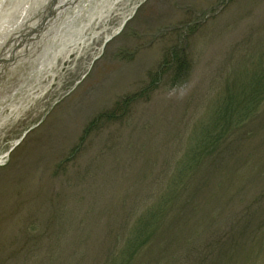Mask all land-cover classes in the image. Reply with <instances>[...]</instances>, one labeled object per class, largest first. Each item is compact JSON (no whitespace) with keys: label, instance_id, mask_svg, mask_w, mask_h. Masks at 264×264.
Wrapping results in <instances>:
<instances>
[{"label":"rangeland","instance_id":"obj_1","mask_svg":"<svg viewBox=\"0 0 264 264\" xmlns=\"http://www.w3.org/2000/svg\"><path fill=\"white\" fill-rule=\"evenodd\" d=\"M21 1L24 10L33 0ZM36 1L22 22L47 16L38 12L52 0ZM77 1L63 36L100 0ZM84 34L90 43L38 82L24 58L4 68L0 264H104L102 228L114 225L116 246L120 226L132 228L169 186L227 92L239 101L264 70V0H122ZM181 51L188 70L174 85L173 64L160 68ZM158 72L169 74L148 93ZM15 79L22 86L4 94ZM190 177L163 234L130 264H264V105ZM187 201L199 212L180 221ZM234 235L243 247H232Z\"/></svg>","mask_w":264,"mask_h":264},{"label":"trees","instance_id":"obj_2","mask_svg":"<svg viewBox=\"0 0 264 264\" xmlns=\"http://www.w3.org/2000/svg\"><path fill=\"white\" fill-rule=\"evenodd\" d=\"M173 54L171 60L166 62L168 66L161 65L160 71H162L163 68L165 71H168L165 68L173 64L170 66L174 73L173 78H178L173 81L175 85V82L181 79L188 70V62L183 51ZM256 72L257 74L253 76V80L246 84L249 90L239 94L241 97L239 101H237V97L234 96L235 94L232 95L230 91L227 92L229 97L225 101V104L217 107V111L213 115L214 117L211 119V122H209L210 124L203 129L201 128L202 130L199 134L197 133V137L201 142L192 145L188 149L185 155L186 157L179 162L175 176L170 180L169 186L165 188L164 192L160 193L155 203L146 208V210L137 217L134 224L131 223L133 224L132 228L127 227L123 229L122 225L120 226L121 233L117 235L116 246L110 245L109 243L113 241L112 233L114 225L112 223H107L108 226L102 228V236L101 238L100 236L97 238L96 244H99L101 248H107L110 253L106 257L104 264H130L141 250L155 241L158 235L163 234V223L175 212V203L178 200L176 197H179L180 192L187 189L186 183L192 180L190 175L193 173L195 174L202 168L204 169L209 161L213 160L225 146L226 139L241 130L253 119L258 110L264 105V70L260 72L258 68ZM168 74L169 73L166 75L159 72L155 73V80L148 88V93L154 90V88H152L153 83H157L162 75L167 76ZM235 102L237 104H235ZM233 104H235V106ZM116 115V112L109 113L108 119L112 120ZM98 120L101 121L102 118H98ZM202 182L203 180L198 183L201 187V191H203ZM186 197L187 199L190 198L188 196ZM189 205H191L190 201L183 203L182 209L178 215V220H184L185 217L189 215L192 208H194L193 212H199L197 209H200V207H195L197 204H192L194 207ZM105 230L111 231L106 234ZM254 233H257V231H254ZM219 240L221 239H217L216 241ZM244 240L245 238L242 235L232 236V247H243ZM61 250V258L63 257V259H65L67 254H69V250L67 246H62ZM59 258L55 257V259L51 260H59ZM36 264H45V261L38 260Z\"/></svg>","mask_w":264,"mask_h":264},{"label":"bare ground","instance_id":"obj_3","mask_svg":"<svg viewBox=\"0 0 264 264\" xmlns=\"http://www.w3.org/2000/svg\"><path fill=\"white\" fill-rule=\"evenodd\" d=\"M120 1L122 0H105L101 7H97L100 4V2H97L94 7L95 14L91 15L90 21L70 35L68 40L62 38L66 43L57 47L55 45L66 31L63 23L60 24L64 15V8L72 5L75 0H57V6L53 7L50 13L46 10L48 16L42 24L40 23L41 20L36 21V18L31 21H21L27 13L29 3L37 5L39 1L33 0L28 4L25 3L26 8L22 10L23 3L21 0H12L9 5L7 0H0V100L2 98V81L6 75L5 66H10L23 57V62L29 63L38 82L40 78L52 74L60 59H68L72 54L80 52L82 47L89 44L91 38L89 39L84 31L92 25L106 22ZM18 13H20L19 19H17ZM165 13H168L167 9ZM57 24L60 25L57 26ZM2 42L5 43L4 46ZM15 80L14 87L9 92L3 90L4 94L10 95L19 90V85L22 86L23 83L21 80L18 82L17 79ZM10 109L17 110L18 108L14 104Z\"/></svg>","mask_w":264,"mask_h":264}]
</instances>
